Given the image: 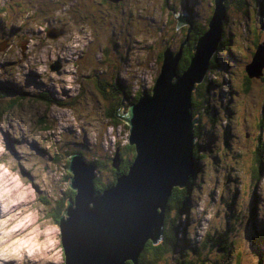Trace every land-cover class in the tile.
<instances>
[{"label": "rangeland", "instance_id": "374dc122", "mask_svg": "<svg viewBox=\"0 0 264 264\" xmlns=\"http://www.w3.org/2000/svg\"><path fill=\"white\" fill-rule=\"evenodd\" d=\"M99 1L0 0V85L13 92L0 96V264H63L59 229L49 218L48 207L68 183L64 157L81 148H88L85 153H89L90 147L94 155L109 154L115 145L126 144L128 134L122 123H106L100 104L95 102L101 96L96 97L91 82L107 88L101 78L111 82L120 75L122 79H118L126 87L147 91L159 72L155 53L160 39H170L173 48L181 36L182 30L162 28L166 7L161 0H134L132 21L117 19L118 23L107 15L106 8L96 5ZM168 1L175 11L182 2ZM246 2L251 16L235 10L229 2L222 30L227 44L216 51L214 71L204 74L211 86L203 103L207 113L203 112L198 125L207 150L196 165L198 175L190 188L189 210L179 218L185 237L181 230L176 234L177 247L187 249L188 259L195 264H264V229L248 231L250 221L263 227L264 190H258L256 215L251 218L247 211L253 193L246 172L255 143L260 145L256 152L260 163L255 166H263L264 171V135L256 122L264 112V65L257 76L255 67L251 68L247 77L252 82L246 94L242 91V69L252 51L256 49L255 64L263 59L264 17L258 13L264 0ZM212 4L190 0L202 23ZM167 15L171 19L170 10ZM148 16L154 18L153 25L148 26ZM61 23L65 28L61 34L45 35V27L58 28ZM141 24V34L134 39ZM253 33L256 46L251 43ZM3 39L8 45L1 48ZM44 92L68 104L46 105L38 97ZM76 94H82V99H74ZM130 98L122 102L121 112L127 110ZM212 112L215 125L203 132V123H208ZM128 155L123 151V156ZM107 170L103 168L94 179L108 182ZM231 212L236 213L228 245L231 255L226 258L223 253H213L212 258L208 250L196 247L198 237L206 229L212 236L226 229ZM175 255L166 250L160 256L162 264H175Z\"/></svg>", "mask_w": 264, "mask_h": 264}, {"label": "water", "instance_id": "95a60500", "mask_svg": "<svg viewBox=\"0 0 264 264\" xmlns=\"http://www.w3.org/2000/svg\"><path fill=\"white\" fill-rule=\"evenodd\" d=\"M222 1H213L207 30L194 44L186 68L176 71L181 45L175 52L165 47L150 88L128 106L122 120L128 129L126 143L133 146L134 155L127 171L110 187L96 192L92 189L96 166L79 153L67 157L68 186L74 195L66 199L63 215L57 219L63 264H136L143 244L159 240L170 190L184 185L194 163L196 118L191 119L190 92L203 78L220 39ZM62 27H49L45 35L61 34ZM260 52L263 59L258 64L255 49L244 65L248 74L254 66L258 75L264 65L263 49ZM118 161L115 150L112 166Z\"/></svg>", "mask_w": 264, "mask_h": 264}, {"label": "trees", "instance_id": "16d2710c", "mask_svg": "<svg viewBox=\"0 0 264 264\" xmlns=\"http://www.w3.org/2000/svg\"><path fill=\"white\" fill-rule=\"evenodd\" d=\"M209 1H213L214 0H209ZM247 0H224L223 3V7H224V12L225 15L226 13V9L228 8L229 2H232V4L235 6V10H238L239 12H243L246 13V15L248 14L250 15V12L246 11V2ZM161 3L164 5V0H161ZM97 6H99L100 8H106L107 9V15H109L111 17V19H113V21L117 22V19L120 20H128V21H132V19L134 18V13H135V2L134 0H132V2L130 0H117V1H109V0H100L97 4ZM104 5V6H102ZM169 5V7H172L173 5L170 3L165 4ZM163 6V7H165ZM241 8V9H240ZM213 10V4H212V9L210 12V7H208L206 9V13L204 15L208 16V18L206 17L205 23H202L200 20L196 19L194 21L193 27L192 29L189 31L187 30V28H184V34L182 31V38H186L187 37V41L186 44H184L182 46V48L180 49V55H179V60L176 64V71L177 73H181L187 66V63L189 61V59L191 58V55L193 54V46L194 44L197 42L198 37L200 35H202L206 30H207V23L208 20L211 16ZM100 12H102L100 10ZM125 12H128L127 16H121L123 15ZM134 12V13H133ZM168 13V11H167ZM258 15H261L262 17H264V6L261 7L260 12L258 13ZM166 21H162V28H170V19L168 17V15H165ZM152 17L148 16V26L153 25L155 23V20L152 21ZM226 20V19H225ZM224 20V22H225ZM223 22V23H224ZM223 23L221 25V30H220V39L216 44L215 49L213 50L209 60H208V65H207V70H211V72H213L214 68L217 66L218 62L216 60V51L217 50H222L224 49L225 44H227L228 38H226V36L223 34L222 30H223ZM60 26H62V23L59 24ZM143 26V24L140 25L139 29L137 32L134 33L135 36H133L134 39H137L136 36H140L141 32H140V28ZM167 26V27H166ZM49 27V26H48ZM48 27H45L44 31H47ZM64 28V27H62ZM65 29V28H64ZM182 29V28H181ZM179 29V30H181ZM142 30H145V28H142ZM158 31H163L162 29H157ZM251 43L254 44V46H256V35L253 33L252 38H251ZM258 43V42H257ZM174 43L171 42V40H169L168 38L166 39V41L161 38L160 39V43H158V48L156 50L155 56L157 61L160 60V63L162 61V51L166 46H173ZM113 47H115V43L113 42ZM103 50H106V46L103 47ZM253 54V51L252 53ZM252 56V55H251ZM251 59V58H250ZM250 61V60H249ZM248 61V62H249ZM247 62V63H248ZM245 63V64H247ZM244 64V65H245ZM243 65V67H244ZM214 67V68H213ZM243 73H244V83L245 85H242V91L244 94L247 93V88L248 85L251 84L252 81L250 78H248L247 76L248 73L245 71V69L243 68ZM94 71V67L93 65L91 66V72ZM206 74V73H205ZM119 76V77H118ZM206 76V75H204ZM201 79V81L199 82H195L193 84V88L190 92V114H191V118H196L195 123L192 126V137H193V145H192V149H191V154L193 157V166L191 169V173L188 176V179L185 181L183 186H173L170 190V193L166 199L165 205H164V210H163V221H162V231H161V237L158 241H156L155 243H151L149 241H146L142 248L141 251L138 254L137 260H136V264H162V257L164 252L166 250H170V251H174L178 254L177 256L175 255V264H195L192 263V260L188 259L190 258V253L186 252L184 253L183 250L184 249H179L177 247V244L179 242H177L176 238V234L179 230H181V232L183 233V237H185V230L184 227L181 224V227L179 226V218L187 213L185 212V210H189V201L187 203V200H189V194H190V188H192L193 185V181L194 179L197 177L198 175V168L196 166V162H198V160H201L202 158V152H204L205 150H207L205 147H203L204 143H203V136L199 137V125H198V119L199 121H201V115L203 114V112L207 113V111L205 110L207 107L203 106V103L205 102L207 96V89L210 88V81H206V79L204 78ZM257 76V75H255ZM121 76L120 75H116L114 79H112L111 82H107L105 79L101 78V82L102 84H105L107 86V88L105 87H101L98 84H96L95 82H91L92 88L94 90V92L96 93V97L97 94H99L101 96V100L98 98H95V102L97 104H100L101 106V111L100 113L105 117V119L107 120L106 123H110L111 125H115L118 123H122V125L127 128V124L122 120V117H126V113L127 110L125 108H123V112H121L120 106L122 107V102L125 101V99H128L130 96V104L135 101L139 95H141V93L145 92H141L139 93L136 90H132V87L129 85L128 87H126V85H123L122 82L120 81ZM2 92L0 93V96H4L6 95L8 92H11V90L7 89V86L5 85H0ZM151 86V85H150ZM83 90H85V88H83ZM117 91H119V93H117ZM74 99H82V94H76L75 97H73ZM41 101L44 102V104H57L58 106H66L68 103L65 101H59V100H53L51 97H48L46 94H42L41 96ZM72 99L70 100L71 102H75V100ZM129 104V105H130ZM128 105V106H129ZM261 108V105L259 106ZM128 109V107H127ZM126 110V111H125ZM262 111V110H261ZM197 113L198 116H197ZM198 118H197V117ZM207 120L208 123H203V132L205 131V129L207 128V126L212 125V128L214 127V120L216 118V114L214 112H212L211 115L207 116ZM206 119V118H205ZM257 122V126L259 127V130L261 129V133H263L264 135V112L261 113V116L256 119ZM261 136V134L259 133L257 138ZM201 145H200V144ZM88 149V148H87ZM84 148L81 149H76L74 152L75 153H79L80 156L82 157V155L85 157L90 158L89 160H85L87 163L92 162L95 166H96V171L97 173H101L103 168L104 169H108L107 173L109 175V179L108 182H103L100 181L98 178L93 179L92 181V189L96 192H99L105 188L110 187L114 181L115 178L118 177L120 174L125 173L128 169V166L130 165L132 159H133V155H134V149L132 145H128L127 143L124 144L123 146L119 147V146H114L113 150L111 153L109 154H103L102 156L99 155H94L91 147H90V151H88L89 153H85L87 152ZM83 150V151H82ZM115 150H117V155L119 158L118 164L116 167L112 166V159L114 157V152ZM260 150V145L258 143L254 144V147L252 149L251 152V163H246V172H247V176L250 177L251 179V185H252V193H253V198H252V204L250 206V208L247 211V215H249L251 218H253L254 215H256V205H255V201H257L260 196H259V192L258 190L260 188H262L264 190V171H263V166H261V168L259 169V167L255 166V164H259L260 163V158L257 155V151ZM123 151L128 153V156H123ZM83 158V157H82ZM64 167H65V174L67 176V178H69L70 173L68 172L67 168V158L64 157ZM219 159V156H218ZM74 195V190L70 189L68 186V183L65 187V189L62 191V194L59 195L53 202V205L48 207V212H49V218L53 220V222L57 223V219L58 217L63 215L64 212V206H65V201L67 198H69L70 200H72ZM43 200H45L43 198ZM44 203L46 205L49 204L48 201H44ZM185 212V213H183ZM236 218V213L231 212L229 215H227V221H226V229L222 230L221 232H217L216 235L212 236L209 231L206 229L205 232L198 237V243L196 244V247H200L201 249H204L205 251H209L208 253L210 254L209 256L212 258H215L213 256V253H223L224 256L226 258H229L230 254V249H228V245L230 244V237L232 235V232L230 231L231 228L234 225V220ZM250 224V225H249ZM232 225V226H231ZM257 227V228H256ZM257 229H264V221H263V227L259 228L257 226V223H253V222H249L248 223V231H250L251 233H253L255 230ZM243 231V229H242ZM176 248V251H175ZM227 248V250H226ZM193 253H195V248H192ZM197 254V253H195ZM213 261V260H211ZM203 264V262H198L197 264ZM204 264H214V262H210V263H204ZM258 264V263H257Z\"/></svg>", "mask_w": 264, "mask_h": 264}, {"label": "flooded vegetation", "instance_id": "af4514ba", "mask_svg": "<svg viewBox=\"0 0 264 264\" xmlns=\"http://www.w3.org/2000/svg\"><path fill=\"white\" fill-rule=\"evenodd\" d=\"M168 3H170L168 0H164V6H165V4H168ZM165 7L166 8L164 9V11H165L166 15H167V11L170 10V17H171V19H170V29H173L174 31H177L176 29H181L182 28L181 30L183 31V34H184V28H187V30L190 31L192 29V27H193L194 21L196 19H198L196 17V15H195L194 10L190 7V0H182V2L179 1L177 11H175L172 7H169V5H166ZM175 12L177 13V15H175ZM164 21H166V18H165ZM183 34L181 32L180 38H179V35L177 36V38L175 39L176 43H175V46L173 48H171V46H166V47H168L172 52H175L180 45H181V48H182V46L184 44H186V41H187V37L186 38H184V37L182 38ZM5 44L8 45V43L6 41H5ZM43 94H46V92H44ZM41 96H42V94L39 95L38 97L41 98ZM48 97H51L53 100H56V101L58 100V99L53 98L51 95L48 96ZM59 101H64V100H59ZM51 104H54V103H51ZM48 105H50V104H48ZM55 105H57V104H55ZM183 252L186 253V252H188V250L184 249Z\"/></svg>", "mask_w": 264, "mask_h": 264}, {"label": "bare ground", "instance_id": "6f19581e", "mask_svg": "<svg viewBox=\"0 0 264 264\" xmlns=\"http://www.w3.org/2000/svg\"><path fill=\"white\" fill-rule=\"evenodd\" d=\"M223 3H224V0L222 1V6H223ZM224 8V7H223ZM226 19V15H225V12H224V9H223V16H222V19H221V24L224 22V20ZM162 235H160L161 237ZM160 239V238H159Z\"/></svg>", "mask_w": 264, "mask_h": 264}]
</instances>
